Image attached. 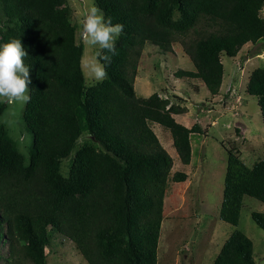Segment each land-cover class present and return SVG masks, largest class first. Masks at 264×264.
Masks as SVG:
<instances>
[{"label": "trees", "instance_id": "1", "mask_svg": "<svg viewBox=\"0 0 264 264\" xmlns=\"http://www.w3.org/2000/svg\"><path fill=\"white\" fill-rule=\"evenodd\" d=\"M124 30L107 78L85 85L82 45L66 0H0V45L20 39L30 67V101L22 121L32 142L23 154L0 123V243L6 264H47L59 235L87 264H157L164 197L172 159L149 126L167 128L180 161L188 164L190 135L174 114L186 111L157 92L135 93L133 82L146 42L161 52L181 45L193 69L177 78L202 81L211 95L223 78L221 56L264 37V0H93ZM260 52H257L259 54ZM245 91L256 97L264 122V69H253ZM0 103V114L5 109ZM82 141L78 143L79 139ZM219 217L237 225L244 196L264 202V157L247 166L225 147ZM65 175L61 163L70 157ZM176 171L172 180L183 181ZM264 230V212L252 211ZM212 264H253L252 240L234 230Z\"/></svg>", "mask_w": 264, "mask_h": 264}, {"label": "rangeland", "instance_id": "2", "mask_svg": "<svg viewBox=\"0 0 264 264\" xmlns=\"http://www.w3.org/2000/svg\"><path fill=\"white\" fill-rule=\"evenodd\" d=\"M66 1L71 21L76 25V42L82 45L81 63L83 57L95 51L93 49L90 53L83 44L80 31V13L85 4L93 0ZM261 15L264 17V9ZM2 17L0 11V31L4 29ZM263 51L264 37L255 44H244L235 57L222 55V83L219 92L211 95L201 80L175 76L179 68L193 69L179 43H173L172 51L164 53L149 42L143 47L133 82L135 93L148 96L157 92L168 97L172 103L186 109L173 115L177 122L183 125L202 123L204 126L200 127L205 130V133L191 135V162L183 164L172 145L169 130L149 121V126L172 159L165 190L157 264H212L224 240L236 229L252 240L253 264H264V230L250 217L252 211L264 212V202L244 196L237 225L219 217L226 168L225 147H236L247 166L264 157V122L256 97L245 91L249 73L256 68L264 69ZM84 78L86 86L96 83L88 81L85 75ZM231 91L233 102L226 105L224 95ZM211 97L215 100H208ZM5 105L0 123L26 155L32 136L21 118L24 104ZM206 106H210L212 111H208ZM212 120L216 124H211ZM81 141L82 138L78 143ZM70 158L62 160L63 175L67 173ZM176 171L186 173L187 181L172 180ZM46 251L47 264H87L72 242L59 235L52 237ZM0 253L6 255L5 243H0ZM0 264H6L4 258Z\"/></svg>", "mask_w": 264, "mask_h": 264}, {"label": "clouds", "instance_id": "3", "mask_svg": "<svg viewBox=\"0 0 264 264\" xmlns=\"http://www.w3.org/2000/svg\"><path fill=\"white\" fill-rule=\"evenodd\" d=\"M80 31L90 53L82 58V73L92 82L107 78L106 66L116 56V41L124 30L121 23H113L94 2L86 3L80 13ZM27 53L20 39L13 38L0 45V103L26 104L30 101V67L24 63Z\"/></svg>", "mask_w": 264, "mask_h": 264}, {"label": "crops", "instance_id": "4", "mask_svg": "<svg viewBox=\"0 0 264 264\" xmlns=\"http://www.w3.org/2000/svg\"><path fill=\"white\" fill-rule=\"evenodd\" d=\"M264 52V51H263ZM256 54H257V52H256ZM209 92V91H208ZM210 94V93H209ZM226 95H224V99L223 100H225L224 101V103L227 105V104H231L232 102H233V97H232V95H233V91H231V92H227V93H225ZM208 100H215V98L214 97H211L210 99H208ZM206 109L208 110V111H212V108H210V106H206ZM233 123V122H232ZM199 124V123H198ZM211 124H216V121L215 120H212L211 121ZM210 124V125H211ZM193 125V124H192ZM192 125H190V124H186L185 123V126H187V127H191ZM200 126H204L202 123H200L199 124ZM202 128V127H201ZM203 129V128H202ZM192 134H200V133H192ZM191 134V135H192ZM191 135H190V141H191ZM191 156H192V154H191ZM190 162H191V160H190ZM189 162V163H190ZM184 181H187V179H185ZM190 182V181H189ZM189 184V183H188Z\"/></svg>", "mask_w": 264, "mask_h": 264}]
</instances>
